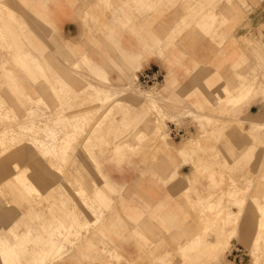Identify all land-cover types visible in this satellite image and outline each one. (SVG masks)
Masks as SVG:
<instances>
[{"label": "crops", "instance_id": "obj_1", "mask_svg": "<svg viewBox=\"0 0 264 264\" xmlns=\"http://www.w3.org/2000/svg\"><path fill=\"white\" fill-rule=\"evenodd\" d=\"M0 28V94L5 104L20 119L33 102L44 104L42 123L51 127L59 117L87 119L82 135L72 143L77 153L62 165V173L55 157L30 142L0 155V235L9 237L15 231L20 240L29 237L28 248H41L48 234L30 238L29 230L41 234L49 227L57 229L65 222L63 215L76 207L92 220L71 182L82 187L86 204L98 209V236L72 239L70 252L50 263L155 264L176 253L189 258L175 264L202 262L204 253L194 246L204 239L202 206L214 192L200 167L224 162L210 163L199 147H184L177 140L178 134L190 133L195 142L197 128L190 121L184 126L169 122L171 141L158 144L157 152L133 157L130 151L140 149L137 135L154 132V104L142 97H117L108 110L101 97H65L61 109L60 97H42V87L50 81L74 94L83 92L87 83L74 89L75 82L65 77L73 74L78 61L105 83L107 77L119 83L125 75L135 74L139 80L157 71L162 77L158 86L170 96L158 97L157 103L170 117L180 106L198 117L264 119V96H259L264 95V78L258 82V96L247 97L235 108L220 103L221 97H228L226 91L236 93L241 85L236 75L256 64L251 55L264 50V0H0ZM28 55L34 61H27ZM97 99L99 104L94 103ZM251 123L264 126L255 117L248 120L249 127ZM107 133L114 137L109 148ZM223 146L244 156L249 148L235 141ZM214 147L221 146H208ZM241 156L225 160L233 167L247 160ZM16 163L20 180L24 174L40 195L31 196L16 179ZM60 185L67 186L74 203L60 207ZM80 220L65 223L78 229ZM214 241L208 238L206 243Z\"/></svg>", "mask_w": 264, "mask_h": 264}, {"label": "rangeland", "instance_id": "obj_2", "mask_svg": "<svg viewBox=\"0 0 264 264\" xmlns=\"http://www.w3.org/2000/svg\"><path fill=\"white\" fill-rule=\"evenodd\" d=\"M1 41L2 40L0 39V44H1ZM251 56H252V58H254V61H256V64L251 68V70H248V71L245 70V71H242L241 73L236 75L235 80L239 84L241 83V85L235 91L236 93H232L231 91H226L228 97H226V98L221 97L220 103L225 102L227 108H235L239 103L244 101L249 96H254V95L258 96L257 91H256V88L258 87L257 82L262 81L260 78H264V50L260 49L259 55L258 54H252ZM260 56H261V58H259ZM29 57H30V55H28L27 61L33 60V59H29ZM76 63L77 64L74 65L73 74L70 73L71 76L65 75V77L66 78L69 77L70 79H72L75 82L74 84L71 83V84H73L74 89L79 87V84L82 85L84 83H87L84 87L85 90L83 92H80L78 94H74L73 91L68 90V88H66V86H63L62 84H57L56 82H54L51 85L50 81H46L42 87V97H60L59 98V108H61V109L63 108V105H62L63 102L66 100L65 97H101L100 101L103 104H106L105 106H103V109L109 110L112 106L111 104L115 102V99L118 96H120V97H138V94H137V92H139L138 90H140V91L141 90H148V89H152V87L153 88H155V87L160 88V86H158V85H154L151 87L150 86L149 87H143V86H140L139 83L137 82V84L135 86V91H130L127 95H122V94L121 95L119 94L118 96L116 95V97H113L115 99L114 100H112L113 98L110 99L109 100L110 102L108 101L109 102L108 103V102H105V99L102 96V94L98 91L97 86L103 87V89L106 90L109 86H116L117 84H120V82H122V79H120L119 80L120 82L118 83L117 81H113V79L111 77H107L106 81L107 82L110 81L111 83H109V84L107 82L105 83L104 81H101L99 79V77L95 78V75L91 71V69L84 66L81 63V61H78ZM47 72H48V74L50 73L49 70ZM131 75H133V74H131ZM128 76L129 75H125L124 80H123L124 83H125V80ZM5 81L9 82V79L5 80ZM12 88H13V85L11 84L9 89H11V91H12ZM259 96H264V95H259ZM13 97H18V95H13ZM167 97H170V96L167 95ZM0 100L4 101L1 94H0ZM35 103L36 102H33V107H31L29 109H31V110H32V108H34V109L36 108V109L32 110L33 112L31 110H28L27 115H29L31 112H32L31 115H34V113H35V115H38L42 111H44L45 112L44 115H46L47 107L44 104H40V103L35 104ZM94 103L99 104V100L97 99ZM115 105H118V103ZM39 106L45 107L46 110H45V108H42ZM183 108L187 109L186 110L187 113H184V115H183V113L181 114V112H180V114L182 116L179 115L178 113H176V112H178V111H176L175 114L179 115V116L170 117V115L167 112L168 116L165 117L166 119L163 120V123L161 126L163 131L166 134V141L165 142L171 141V136H170L171 132H170V129L168 126L169 122L183 123V124H181V126H184L190 121L191 124L197 128L199 138L196 139V141L194 142V138H195L194 135L188 133L187 136H183L182 138H179V136H178L177 140L178 141L181 140L184 147L185 146L188 147V145H190V143H192L193 149L196 147H199V149H198L199 153L202 156L209 158L210 163L212 161L214 162L215 160H223V162H224L223 165H210V166L204 165V166L200 167L203 170L201 172V174H203L204 177H207L209 184H210L209 188L213 189L214 194L212 195V197L208 198L207 201L205 203H203V206H202L203 232H204L203 238L204 239L202 241H200V239H199V241L195 243L194 250H196V249L198 251L202 250L204 255H203L202 262H197L196 264H199V263L200 264H234L227 257L228 253L233 249L234 244H237V245L243 247L246 250V252L248 253L249 259L244 264H264V214H262V212H261V209L264 208V126L261 128H256V131L254 129V131H255L254 132L253 130H249V124H248V120H250L252 117H255L257 121L264 124L263 116L262 115L252 116L248 119H241L240 121H243V122H239V121H234V120H230V119L198 117V116H195L194 113L192 111H190L189 108H187V107H183ZM40 109H41V111H40ZM151 111L156 116L155 124L152 127L155 129L157 127V125H159V123L161 121L160 119H162V116H161L162 113H161V110L159 109L158 103H157V106L155 104L154 108L153 107L151 108ZM18 116H19L18 113L16 115V113L14 111H11V113L10 112L7 113L4 111V109H3V111L0 110V142L4 139L9 138V135H10L9 131L13 128V126H14V128L18 126V124L15 121V119L19 118ZM44 117L45 116H43V118H41V119H44ZM20 118H22V117H20ZM85 121H87L86 118L81 119L80 117H76L73 119H67L64 117H59L58 119H56V121L55 120L53 121V122H56L57 124H55V123H53V124L60 128L63 126V124L71 122L73 124L72 125L73 131H71V132H74V133L70 132L71 133L70 134L71 140L68 142L73 143L74 140L76 141L78 136L82 135V133L84 131V128L82 125H84L86 123ZM37 122L39 125L37 134H42L43 130H40V129L42 128L41 125L43 123L39 124L42 122V120H39ZM59 122L63 123V124L58 125ZM74 122H75V124H74ZM78 122H79V124H78ZM10 123L12 125L11 129L9 131H7L5 134H3L2 130L10 127L9 126ZM21 123H23V122H21ZM245 123L248 124L246 131H248L249 133L245 132V130H244V127H246ZM50 126L51 125L49 124L48 127H50ZM90 126H92V123H90ZM152 128H151V130H152ZM228 131H229V134L227 135L226 132H228ZM142 134L144 135L145 133L140 132L137 135V136H140V137H138L139 138L138 143H139L140 149H135V150L130 151V154L133 157L137 156L138 154L145 157V156H147L148 153L157 152V149L155 147H157L158 144L163 143L159 140L157 141L155 139V136L152 135V133L145 134V135H147V136L144 135L145 137ZM22 135L23 134L19 133L16 136V139H18V140L21 139ZM38 137L40 138L41 135H38ZM106 138H107L106 144H107V147L109 148L111 146L110 142L114 140V137L112 134L107 133ZM147 138H149V139H147ZM142 139H144V140H142ZM145 140H148V141H145ZM189 140L193 141V142H190ZM142 141H144V142H142ZM234 141L235 142H244V144L246 143V146L249 145L247 154L245 156L242 154L243 151L240 152V154L242 156H244V158L247 160H244V162H243V160H241L240 163L236 162L234 164L235 166L229 167L225 158L228 157L231 160H236V158L240 154L238 153L237 150L232 149V147L223 148L224 147L223 145L229 144V146H230V143L234 142ZM22 142L25 143V140H23V138H22ZM30 142H32V144L34 143L31 140H30ZM56 142L57 143H55V145H48L47 143H44L45 145H43V146H41V144H39V147H38V144H35V145L33 144V145L37 146V148L40 151H42L45 155L49 154L52 157H55V161L58 162V164H59V166H58V171H59V170H61L63 164H67V161L70 158V157L67 158V160H66V158H64V160L61 161V159H62L61 155L63 154L62 152H65L66 149H68L70 147V145L71 146H74V145L67 143L66 145L69 144L68 145L69 147L66 148L67 146H64V144L62 145V144H59L58 141H56ZM210 143L215 145V146H221L222 148L220 147L219 149H217L216 147H214L215 149L212 150L211 149L212 147L208 148ZM145 145H147V146H145ZM15 149L13 151H15ZM13 151L2 153V150H1L0 155L1 156L7 155ZM242 156H241V159H242ZM60 163H61V165H60ZM13 168L16 171V169H17L16 164L13 166ZM64 168L67 169L68 165H66V167H64ZM71 168H73V167H71ZM16 172L18 175L20 170L18 172V169H17ZM59 173H62V170H61V172L59 171ZM239 176L241 177L240 180L237 179ZM18 177H19V175L16 176L17 180H18ZM24 177L26 178V176L23 175L22 181L19 178V181H21V184L22 183L24 184V185L22 184L23 187L29 191L30 195L31 196L40 195V192L37 189H33V188H35L34 186H32L33 184L32 183L29 184L30 181L24 180L25 179ZM26 183L28 184L29 187L27 186ZM25 184L27 187L25 186ZM69 184L71 185L72 189H74L75 191L78 190L76 192L80 191L77 194L81 200H84L83 199L84 197H82V195H84V191L82 190V187L81 186L78 187L76 183L74 185H72L73 183L70 182ZM105 185H109V183L105 182ZM224 186H228L229 190L227 192L224 191ZM64 187H65V189H64ZM93 187L95 188V190L97 192L100 189V187L96 183L94 184ZM59 190H60V192H59L60 207L66 206V203H68V202L74 203V201L72 200V198L69 194L70 191L68 190L66 185H63V186L60 185ZM80 193H81V196L79 195ZM239 199H243L246 203L243 204L244 203L243 200L237 201ZM84 203L86 204L85 201H83V205H84ZM237 203L242 204V205L238 206ZM92 205L93 204H90V206H89L86 204L85 206H86V208L88 207V209L90 211L91 210L95 211V206H92ZM239 207H241V209L242 208L243 209L240 210ZM235 208H237V210H238L235 215L230 214L227 211V210H230L232 212ZM74 209L75 210H71V211L65 213L63 216H64V220L66 223L67 222L76 223V222H79V220L81 219L78 229H74L72 226V223L70 225V224H66L63 221H61L60 225L57 227L58 230H60V231L62 230V232L64 231L63 233L65 235H67V237H65V240H62L61 238H60V241L58 240V238H59L58 235H60L59 233L57 235L58 238H57V236L55 238L56 242L59 241V243H60V244L58 243L57 246H59V245L62 246V252L59 253L60 255L63 254V249H64V254L62 255L63 257L66 256L70 252V250L66 251V247H67L66 245L69 246V243H67V242L72 241V239H75L74 235L76 233H79V232L82 233V229H84V230H83V234L80 233V238H85V237L87 238V237L93 236V235H95L94 231H96V233L98 234V232H97L98 229L96 228L98 226L92 227L93 229L90 232L91 234L87 233L88 232V228L86 226V224H87L86 218L87 217L83 216L84 215L83 212L81 210H79L78 207H76ZM96 211H98V209H96ZM68 213H69V215H68ZM98 215H99V211H98ZM93 218H96V217L92 216V220H93ZM52 229H53L52 227H50L49 229H44L41 234L40 233L38 234V232H40V230L37 233H34L35 231L32 232L31 230H29L30 232L28 231V235L30 236V238H37V239L41 238L42 236L46 237V234H48V237H50V235L53 233L51 231L54 230V229L53 230ZM57 229H55V230H57ZM235 230H236V233H235ZM14 233L19 235L17 232L11 231L10 232L11 236L9 235V237L0 236V248H2L0 250V264H6L5 260H4L5 258L3 257V254H4L3 251H5L6 248H3V246L1 247V244L6 241L9 244L11 243L12 245H15L17 240L14 236ZM32 233L34 236L32 235ZM56 233L57 232L54 231V234H56ZM84 233L87 235L85 236ZM97 234L95 236H98ZM40 235H42V236H40ZM31 236H33V237H31ZM208 238H214L215 239L214 244H207L206 240ZM9 240L12 242H9ZM61 240H62V242H61ZM64 241H66V242L63 243ZM257 242H259V243H257ZM27 244H29L28 241H27V243L24 244V247L27 248ZM255 245L257 247H255ZM14 249H16V247ZM41 249H43L44 251H47V248H45V246L41 247ZM17 250H18V248H17ZM65 252H67V253H65ZM25 254L23 255L24 257L21 256V258H20L21 262H22L21 264H27V262H28V264H37L36 261L31 258L29 253L26 255ZM213 255H215V256H213ZM53 256H55V254H52L51 258ZM62 256L56 255L55 257L56 258H63ZM55 257H53V259ZM188 258L189 257H187L184 253H176L174 256H169L166 259L160 260L155 264H175L177 262L176 260H178V259H182V260L187 262ZM208 258H210V259H208ZM117 262L120 263L121 261L119 260ZM122 262L125 263V261H122ZM47 264H49V263H47ZM50 264H52V263H50Z\"/></svg>", "mask_w": 264, "mask_h": 264}, {"label": "bare ground", "instance_id": "obj_3", "mask_svg": "<svg viewBox=\"0 0 264 264\" xmlns=\"http://www.w3.org/2000/svg\"><path fill=\"white\" fill-rule=\"evenodd\" d=\"M1 29V28H0ZM1 36V35H0ZM6 36V35H5ZM2 37V36H1ZM3 38V37H2ZM5 38V37H4ZM252 75V74H251ZM249 81V80H248ZM252 81V80H251ZM107 82V81H106ZM137 82H138V78H137V76L135 75V74H133V75H129L127 78H126V80H125V83L123 82V80H122V82H120V84H117L116 86H109L106 90H104L103 89V87H100V86H97V88H98V91L102 94V96L104 97V99H105V102H108L110 99H112L113 97H116V95L118 96L119 94L121 95H127L130 91H135V86H136V84H137ZM108 84L109 83H111L110 81H108L107 82ZM100 85V84H99ZM254 85V84H253ZM256 85V84H255ZM257 85H258V82H257ZM246 86V85H245ZM252 90V89H251ZM137 91V90H136ZM139 92H137V94H138V97H142L144 100H146L147 102L148 101H150L152 104H156V106H157V98L158 97H166L165 96V94H164V92L160 89V88H157V87H155V88H153L152 87V89H148V90H138ZM167 95V94H166ZM118 97H120V96H118ZM115 98H113L112 100H114ZM111 100V101H112ZM110 102V101H109ZM108 102V103H109ZM36 104V103H35ZM4 105V106H3ZM39 105V104H38ZM154 105H152L153 106V108H154ZM175 105V104H174ZM103 106H105V105H103ZM177 106V105H176ZM37 107V106H36ZM39 107H42V108H45V107H43V106H39ZM173 107H175V106H173ZM180 107V106H179ZM177 107V110L176 111H178V112H176V111H174V112H176V113H178L179 115H181L182 113H183V115H184V113H187L186 112V108H183V107ZM3 109H4V111H6L7 113H11V111H14L11 107H9V106H7L6 104H5V102L3 101V100H0V110H2L3 111ZM36 109V108H35ZM34 108H32V110H35ZM176 109V108H175ZM29 110H31V109H29ZM31 110V111H32ZM45 110H46V108H45ZM40 111H41V109H40ZM33 112V111H32ZM31 112V113H32ZM180 112H181V114H180ZM30 113V112H29ZM31 113L28 115V116H26L24 119H20V118H17V119H15V121H16V123L18 124V126L17 127H15L14 128V126H13V128L11 129V131H9L10 132V135H9V138L8 139H4V140H2L1 142H0V148H1V150H2V153H4V152H9V151H13L19 144H23L24 142H22V138H23V140H25V143L26 142H30V140L31 141H33L34 143V145L35 144H38V147H39V144H41V146H43V145H45L44 143H47L48 145H55V143H57L56 141H58V143L59 144H64V146H67L66 148H68L69 146V144L68 145H66L67 143H70V142H68V141H70L71 140V137H70V134L71 133H74V132H71V131H73V124L70 122V123H66V124H63V123H58V125L60 124H63V126L62 127H57V126H55L53 123H55V124H57L56 122H52V124H53V127H48V125L49 124H42V122L41 123H39V124H42L43 126H41L42 128L40 129V130H43V132H42V134H37V131H38V127H39V125H38V122L37 121H39V120H42L43 121V119H41V118H43V116H45L44 114H45V112L44 111H42L40 114H38V115H35V113H34V115H31ZM161 116H162V119H160L161 121H160V123H159V125H157V127L154 129V132L152 133V135H154L155 136V139L158 141H161V142H165L166 141V134H165V132L163 131V129H162V123H163V120L164 119H166L165 117H167L168 116V114L164 111V110H161ZM14 114V113H13ZM37 114V113H36ZM156 114V113H155ZM9 115V114H8ZM179 115H174V116H172V117H177V116H179ZM51 116V115H50ZM182 116V115H181ZM5 117V116H4ZM94 117V116H93ZM12 120V119H11ZM21 122H23V123H21ZM37 122V123H36ZM86 122V121H85ZM74 124H75V122H74ZM77 124V123H76ZM78 124H79V122H78ZM12 126V125H11ZM6 127V126H5ZM46 127V128H45ZM55 127V128H54ZM256 128H261V126H259V125H257V124H255V123H251L250 124V127H249V130H253L254 131V129H255V131H256ZM254 131V132H255ZM71 132V133H70ZM258 132V131H257ZM23 134L22 136H21V139H16V136L18 135V134ZM142 133V132H141ZM247 133H249L248 131H247ZM246 133V134H247ZM251 133V132H250ZM38 135H41V137L39 138L38 137ZM143 135V134H142ZM145 135V134H144ZM143 135V136H144ZM145 136H147V135H145ZM144 136V137H145ZM138 137H140V136H138ZM143 137V138H144ZM145 139V138H144ZM144 139H142V140H144ZM147 139H149V138H147ZM81 140V139H80ZM75 141V140H74ZM141 141V140H140ZM145 141H148V140H145ZM154 141V140H153ZM142 142H144V141H142ZM31 144H32V142H30ZM152 143V142H151ZM70 144H72V142L70 143ZM74 144V143H73ZM77 144V143H76ZM148 144V143H147ZM57 145V144H56ZM81 145V144H80ZM76 146V145H75ZM75 146H71L70 145V147L68 148V149H66V151L65 152H62L63 154L61 155V161H63L64 160V158H66V160H67V158H69V157H72L73 155H75L76 153H77V150H76V147ZM145 146H147V145H145ZM37 147V146H36ZM64 151V150H63ZM144 151V150H143ZM144 154V153H143ZM71 159V158H70ZM72 160V159H71ZM60 161V162H61ZM66 163V162H65ZM49 165V164H48ZM60 165H61V163H60ZM51 166V165H50ZM16 167H17V169H18V172H19V163H16ZM66 167V166H65ZM69 167V166H68ZM17 169H16V171H17ZM66 169V168H65ZM28 170V169H27ZM24 171V170H23ZM60 172H61V170H59ZM20 172H21V170H20ZM20 172H19V174H20ZM17 173V172H16ZM28 173V172H27ZM26 173V174H27ZM18 174V175H19ZM18 175H16V176H18ZM24 175V174H23ZM20 176V175H19ZM25 178V177H24ZM65 178V177H64ZM17 179V178H16ZM18 180H19V177H18ZM24 180H28V179H24ZM64 180V179H63ZM21 181H22V179H21ZM29 181V180H28ZM27 181V182H28ZM31 182H29V184H30ZM23 184V183H22ZM27 184V183H26ZM26 184H25V186H26ZM24 185V184H23ZM68 185H70V184H68ZM27 186H28V184H27ZM26 186V187H27ZM33 186V185H32ZM29 187V186H28ZM33 189H36V188H33ZM64 189H65V187H64ZM80 192V191H79ZM79 192H77V193H79ZM69 193V192H68ZM70 194V193H69ZM68 194V195H69ZM78 195V194H77ZM80 196H81V193L79 194ZM82 197H84V195H82ZM84 199V198H83ZM90 200V199H89ZM84 201V200H83ZM244 204V203H243ZM86 204L84 203V206H85ZM237 205L238 206H241L242 204H239V203H237ZM92 206H94V205H92ZM86 207V206H85ZM94 208V207H93ZM240 208V210H242L241 209V207H239ZM92 209V208H91ZM96 206H95V211H90V214H91V216H93V217H96V220L95 221H93V220H90L88 217L86 218L87 219V224H86V226H87V228H88V234H91L90 232H91V230L93 229L92 227H95V226H98L99 225V222H100V214L98 215V211H96ZM75 210V209H74ZM94 210V209H93ZM230 214H234L235 215V213H233V212H231L230 210H227ZM102 214V213H101ZM68 215H69V213H68ZM80 215V214H79ZM84 216V215H83ZM85 218V217H84ZM65 221V220H64ZM70 221V220H69ZM85 226V227H86ZM84 227V228H85ZM50 228V227H49ZM48 228V229H49ZM86 228V229H87ZM97 228V227H96ZM56 229V228H55ZM53 230V231H51V232H53L51 235H50V237H48V239H47V241H45V244H44V246H45V248H47V251H44L43 249H41V248H38V247H36V246H31L30 248H26V247H24V244L25 243H27V241H29L28 239H29V237H28V239H26L25 238V240L23 239V240H20V237H19V235H17L16 233H14V236H15V238H16V240H17V242H16V244L15 245H12L11 243L9 244L8 242H3L2 244H1V247L3 246V248H6L5 249V251H3L4 252V254H3V257L5 258L4 260H5V263L6 264H21L22 262H21V256H23L25 253L26 254H28L29 253V255L31 256V258L32 259H34L35 261H36V263L37 264H47V263H49L50 264V262L52 261L51 260V256H52V254H55V256L56 255H58V256H62L63 254H64V249H63V254L62 255H60L59 253H61L62 252V246L61 245H59V246H57V244L59 243V241H60V238L62 239V240H65V237H67V235H65L63 232H62V230L60 231V230ZM51 230V229H50ZM83 230L84 229H82V233L81 232H79V233H76L75 235H74V237H75V239L77 240L78 238H80V233L81 234H83ZM234 230V229H233ZM36 231V230H35ZM39 231V230H38ZM54 231L55 232H57L56 234H54ZM30 232V231H29ZM46 232V231H45ZM50 232V231H49ZM85 232V233H86ZM93 232V231H92ZM234 232V231H233ZM35 233V232H34ZM37 233V232H36ZM39 233V232H38ZM58 233L60 234V235H58ZM84 233V234H85ZM235 233H236V230H235ZM30 234V233H29ZM50 234V233H49ZM228 234V233H227ZM31 235V234H30ZM32 235H33V233H32ZM38 235V234H37ZM43 235V234H42ZM42 235H40V236H42ZM59 236V238H58V236ZM87 234H85V236H86ZM1 236V235H0ZM11 236V235H10ZM29 236V235H28ZM34 236V235H33ZM33 236H31V237H33ZM39 236V235H38ZM56 236H57V238H58V242H56V240H55V238H56ZM82 236V235H81ZM36 237V236H35ZM43 237V236H42ZM73 237V238H74ZM86 238V237H85ZM40 239V238H39ZM14 240V239H13ZM27 240V241H26ZM46 240V239H45ZM62 240H61V242H62ZM9 242H12V241H10L9 240ZM66 241H64L63 243H65ZM62 243V244H63ZM67 243H69V245H71L72 244V241H69V242H67ZM80 243V242H79ZM257 243H259V242H257ZM60 244V243H59ZM210 244V243H209ZM66 245V244H65ZM77 245V244H76ZM16 247V249H14L15 247ZM66 246H68V245H66ZM78 246V245H77ZM209 246V245H208ZM65 247V246H64ZM255 247H257L256 245H255ZM17 248H18V250H17ZM73 248V247H72ZM71 248V249H72ZM2 248H0V250H1ZM258 249V248H257ZM68 249H67V247H66V251H67ZM104 250H107V249H104ZM2 252V253H3ZM65 253H67V252H65ZM25 254V255H26ZM214 254V253H213ZM209 255V254H208ZM207 255V256H208ZM54 256V257H55ZM213 256H215V255H213ZM24 257V256H23ZM63 257V256H62ZM112 257V256H111ZM2 259V258H1ZM52 259H53V257H52ZM54 259H56V257L54 258ZM110 259V258H109ZM208 259H210V258H208ZM3 260V259H2ZM49 260H51V261H49ZM111 260V259H110ZM27 262V261H26ZM262 262V261H261ZM27 264H28V262H27ZM196 264V263H195ZM200 264V263H199Z\"/></svg>", "mask_w": 264, "mask_h": 264}, {"label": "built area", "instance_id": "obj_4", "mask_svg": "<svg viewBox=\"0 0 264 264\" xmlns=\"http://www.w3.org/2000/svg\"><path fill=\"white\" fill-rule=\"evenodd\" d=\"M161 82L162 77L157 71L144 73L140 76L138 80L139 85L143 87L159 85ZM177 136L181 137L183 135L178 134ZM227 257L234 264H244L249 259V255L246 250L237 244H234L233 249L228 253Z\"/></svg>", "mask_w": 264, "mask_h": 264}, {"label": "snow or ice", "instance_id": "obj_5", "mask_svg": "<svg viewBox=\"0 0 264 264\" xmlns=\"http://www.w3.org/2000/svg\"><path fill=\"white\" fill-rule=\"evenodd\" d=\"M262 214H264V208L261 209Z\"/></svg>", "mask_w": 264, "mask_h": 264}]
</instances>
